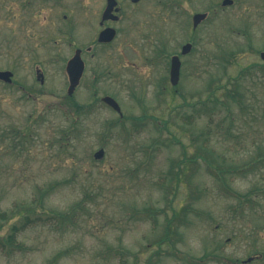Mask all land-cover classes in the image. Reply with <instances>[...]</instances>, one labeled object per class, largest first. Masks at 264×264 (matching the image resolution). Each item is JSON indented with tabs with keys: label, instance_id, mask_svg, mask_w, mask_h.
<instances>
[{
	"label": "rangeland",
	"instance_id": "obj_1",
	"mask_svg": "<svg viewBox=\"0 0 264 264\" xmlns=\"http://www.w3.org/2000/svg\"><path fill=\"white\" fill-rule=\"evenodd\" d=\"M119 1L125 14L113 23L117 39L103 46L97 38L104 0H0V70L12 71L17 82L9 88L0 82V209L12 216L15 205H30L37 188L50 185L57 188L38 213L65 211L84 201L77 227L45 223L28 228L19 236L23 252L8 257L0 250V264H119L107 247L120 245L131 251L129 264L149 259L192 264L184 256L198 260L214 250L222 259L206 264H244L251 257L245 264H264V0H234L227 8L222 0H183L180 9L174 0ZM199 12L210 18L194 30L192 18ZM192 39L185 87L172 93L170 83L162 82L164 69L151 59L159 47L170 57ZM89 47L94 51L87 52ZM78 48L86 71L73 98L94 103L89 114L80 116L66 98V64ZM231 50L237 52L235 61L223 69L221 55ZM38 68L44 84L37 80ZM213 80L236 92L235 102L227 100L230 109L183 106L202 91L208 98ZM107 95L121 105L126 127H111L108 136L110 123L121 117L96 103V97ZM144 107L148 115L168 121L167 128L159 132L155 120L148 119L142 130L129 133L128 118L141 117ZM212 110L211 123L207 114ZM187 115L195 116L194 124L183 123ZM68 129L71 134L63 139ZM174 136L185 148L172 141ZM159 137L165 144L154 149ZM203 141L208 154L201 150ZM101 148L105 157L95 160ZM212 155L213 164L222 168L262 158L254 171L237 173L230 183L237 196H250L251 202L220 187L200 158ZM186 158L179 186L178 178L160 182L172 164L177 171L176 163ZM172 199L177 210H190L170 224ZM133 208L165 213H159L155 226L145 214L130 218ZM22 219L20 212L2 221L0 236ZM166 231L170 238L160 248ZM170 240L177 253H169L174 250Z\"/></svg>",
	"mask_w": 264,
	"mask_h": 264
},
{
	"label": "trees",
	"instance_id": "obj_2",
	"mask_svg": "<svg viewBox=\"0 0 264 264\" xmlns=\"http://www.w3.org/2000/svg\"><path fill=\"white\" fill-rule=\"evenodd\" d=\"M240 51H238L239 53ZM237 55V52H234V50L228 51L227 53H222L221 57H222V61H224L225 63L222 64V68L226 69L228 68V65H231L234 60L235 57ZM262 67V66H260ZM262 70V68L260 69ZM263 71V70H262ZM211 84L209 85V94H208V98H207V104L205 103V110H208V107L210 104H215V108L220 104L222 106H224L227 109H230V106L227 103V100H231V101H236V92L232 91L231 89H229V87L227 85H223V84H216L214 85L215 81L213 80L212 82H210ZM17 85V82L15 81L13 85H6V87H13V86ZM221 91H224V95L221 96L219 93ZM70 102V108L71 110H74V113L76 115H81V114H89V112L91 110H93L94 108V104H88V105H83L80 104L78 102H75L74 98H70V97H66ZM203 109V110H204ZM216 111L212 110L211 113H208V117H209V121L212 123L215 120V116L214 113ZM148 119H154L155 122L157 123V130L159 132H162L164 129L167 128V123L166 122H160L158 118H156L153 115H148L146 109L144 110V113L141 117H131L130 121L132 122L130 128H129V133H133V132H139L140 130L143 129V127L145 126L146 122ZM182 121L184 124H194L195 122V116L194 115H187V116H183L182 117ZM122 125L123 129H126L125 127V123L124 121H118L114 122V123H110V125L107 128V133L106 135L108 136L109 134H111L110 128L111 127H115L118 125ZM220 126V124H219ZM117 128V127H115ZM62 137L63 139H67L69 138L68 135L71 134V130H63L62 131ZM173 142H176L178 144H181L184 148L185 146L179 142V140L174 136L172 139ZM61 142V141H60ZM160 144H165L162 142L161 138H157L154 142V149L159 148ZM201 150L203 152L207 153L208 150V146H207V142L203 141L202 144V148ZM196 157H194V159L192 158V160H195ZM201 159H203L208 166V172L213 175L217 182L219 183L220 187L227 193L230 195H234L235 197H238L241 202H251L252 199L250 198V196L247 195H240L237 196V192L232 188L231 186V182L234 180L233 177H235V174L237 173H248L249 171L252 172L257 168V164L259 163V160H261L262 158L253 160L248 162L246 165L242 166V167H237V166H230V167H226V168H222L219 166H216L213 164V155L212 156H201ZM188 159H183V161H180L179 163H176L177 166V171H175V167L174 164L171 165L169 171L166 173L165 177L160 179L161 183H165V181H170L171 184L173 183V180L175 178L177 179V183L179 186L181 180H182V173L183 171H186V167H183L184 162H186ZM198 160V159H197ZM197 160L194 161V163H197ZM193 164V163H190ZM184 168V169H183ZM57 188L56 185H50L48 187H38L37 188V193L35 194V196L32 199V202L30 205H24L22 206V209H20V206L15 205V211L12 212V216L16 215L20 212H22V222L21 223H15L12 225L10 232L7 236L5 237H1L0 236V250L1 252L8 257H12L13 255L17 254L18 252H23V244L19 241V236L21 235L22 232H24L25 230H27L28 228H32L35 227L37 225L40 224H45L46 225H60V226H68V225H72L77 227L79 220L81 218L82 215H80V211L81 208L84 204V201H81L79 203H76L75 205L71 206L70 208H68L65 211H61V210H51L49 212H44V213H38L36 211V208L38 206H41V204H44L45 200L52 194V192ZM177 189V188H176ZM168 189H167V195H168ZM175 195V194H174ZM92 197V195H87ZM173 202L174 200L172 199L171 201H169L168 206H170V208H172V216L171 219L170 217L168 218V222L170 223L172 221H175L177 219H180L183 215H187V213H189L190 207H184L181 210H177L176 208H174L173 206ZM22 210V211H21ZM165 213V211L163 209L161 210H153L152 208H147L144 210H138L136 208H133L130 212H129V217L130 218H137L140 215H146L145 217L148 218V220L155 226H157L158 221H159V213ZM198 215L201 214V212H197ZM11 215H9L7 212L2 211L0 209V230L2 229V221L4 220H8L10 219V217H12ZM171 224V223H170ZM168 227V226H167ZM60 228V227H59ZM169 231H166V235L163 239H161L158 244L160 246V248L163 247V244L170 238L169 236ZM172 240H170V246H172L174 248V250L169 251V253L171 254V252L177 253V249H175L176 247L173 245V242H171ZM167 243V242H166ZM221 247L218 246V249ZM109 252H113L115 253V255H117L119 257V264H129V257L131 254V251H129V249L125 248L123 245H120L118 247H113V246H108L107 247ZM222 248V247H221ZM161 252H163V250H159ZM215 251V250H214ZM212 251L211 253H206L204 255V257L198 259V260H194L191 256H184V260H186V262H191L192 264H206L210 259H222V257L217 254L216 252ZM158 253V252H157ZM190 260V261H188ZM226 261L232 262V263H237L236 260H227V258H225ZM194 261V262H193ZM196 262V263H195ZM146 264H152V259H149L146 261Z\"/></svg>",
	"mask_w": 264,
	"mask_h": 264
},
{
	"label": "water",
	"instance_id": "obj_3",
	"mask_svg": "<svg viewBox=\"0 0 264 264\" xmlns=\"http://www.w3.org/2000/svg\"><path fill=\"white\" fill-rule=\"evenodd\" d=\"M133 2L137 3L140 0H132ZM234 3L233 0H224L223 5H232ZM117 5L116 0H108V7L103 15V21L108 20V19H118L117 17H114L112 15V12L114 10V7ZM208 17V14L206 13H199L194 16V28H197L200 23H202L204 20H206ZM116 36V31L114 29H106L103 31L100 35L99 41L100 42H112ZM192 50V45L188 44L183 48V54H188ZM81 50H77L75 56L68 62L66 71L69 76V81H70V86L68 88V95L72 96L76 88L79 86L84 70H85V63L82 59L81 56ZM262 58L264 59V53L261 54ZM179 73H180V62H179V57H174L173 58V66H172V71H171V76H172V83L174 85H177L179 81ZM13 77L14 74L11 71H0V80L11 84L13 82ZM38 78L41 80L42 83H44V77L42 74L38 75ZM104 102H106L108 105H110L112 108H114L116 111L121 113L122 115V110L118 102L113 99L112 97H105L103 99ZM105 156V150L100 149L97 151L94 155L95 159L100 160ZM253 259L250 258L246 262H251Z\"/></svg>",
	"mask_w": 264,
	"mask_h": 264
},
{
	"label": "flooded vegetation",
	"instance_id": "obj_4",
	"mask_svg": "<svg viewBox=\"0 0 264 264\" xmlns=\"http://www.w3.org/2000/svg\"><path fill=\"white\" fill-rule=\"evenodd\" d=\"M21 1L22 2L25 1V2L31 3L32 0H21ZM104 1H105V7H104V10H103L102 15H101V21L99 22V25L103 29L100 31V33L98 35V38H97V41L98 42H100L99 41V38H100V35H101V33L103 31H105L106 29H109V28L117 29V28L114 27L113 23H118L122 19V17L124 16V14H125L124 9L122 8L120 1L119 0H116L117 5L114 7V10L112 12V15L114 17H117L118 19L117 20L116 19H108V20L103 21V15H104L107 7H108V0H104ZM129 1L132 4H134L131 0H129ZM174 1H175V3H177L179 5V9L183 6V0H179V1L178 0H174ZM179 13H181V12H179ZM173 14L178 16V11L177 12L174 11ZM189 42H191V40H189L187 43H189ZM186 44L180 46V52H174V53L171 54L170 57H169L167 51L164 49V47L163 48L159 47V49L155 53V56L151 59V62L154 63V64H156L157 67H162V68H159V69H162V70L164 69L163 74H161V76H162L161 77L162 78V82L164 83V85H166L167 87H169V83L171 85V69H172V66H173V57L174 56H179V58H180L179 84L177 86H172L171 85L172 86L171 87V92L172 93H175V92H178L179 93L180 92V89H182L183 87H185V81H184V79H185V76L187 74L186 73V69L188 67V64H189V66L191 64V62H188L186 60L187 57L191 56V53L188 54V55H182V49H183V47ZM99 45H103L104 46L105 44L101 43ZM88 49H89L88 52H90V53L94 51V49L92 47H89ZM90 49L91 50L93 49V51H91ZM164 72H165V74H164ZM167 73H168V75H167ZM157 88H158V82H157Z\"/></svg>",
	"mask_w": 264,
	"mask_h": 264
}]
</instances>
